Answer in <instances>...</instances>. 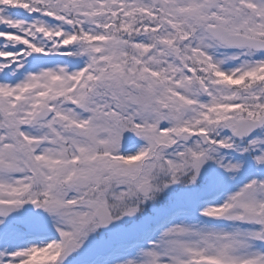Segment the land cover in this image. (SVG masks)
I'll use <instances>...</instances> for the list:
<instances>
[{
    "label": "snow or ice",
    "instance_id": "6c2138e0",
    "mask_svg": "<svg viewBox=\"0 0 264 264\" xmlns=\"http://www.w3.org/2000/svg\"><path fill=\"white\" fill-rule=\"evenodd\" d=\"M238 155L264 0H0V264H264V176L206 170Z\"/></svg>",
    "mask_w": 264,
    "mask_h": 264
},
{
    "label": "trees",
    "instance_id": "16d2710c",
    "mask_svg": "<svg viewBox=\"0 0 264 264\" xmlns=\"http://www.w3.org/2000/svg\"><path fill=\"white\" fill-rule=\"evenodd\" d=\"M210 169L213 171V174L220 182V191H223L225 185L227 184L228 180L230 179V175L225 173L224 170L219 169L217 165H215L214 162H210L209 164ZM245 170V167L243 168ZM210 195H215V193H212ZM181 219L180 217L177 218V220Z\"/></svg>",
    "mask_w": 264,
    "mask_h": 264
},
{
    "label": "rangeland",
    "instance_id": "374dc122",
    "mask_svg": "<svg viewBox=\"0 0 264 264\" xmlns=\"http://www.w3.org/2000/svg\"><path fill=\"white\" fill-rule=\"evenodd\" d=\"M210 167H209V165L208 166H206V170L207 169H209ZM262 176H264V175H262ZM236 178H243V181L241 182V183H239L236 187H233V189H232V191H234V190H237V188L239 187V186H242V184L243 183H245V182H247L249 179H251V178H253V177H250L249 175H238ZM230 192V191H229ZM40 211H42V210H40Z\"/></svg>",
    "mask_w": 264,
    "mask_h": 264
}]
</instances>
